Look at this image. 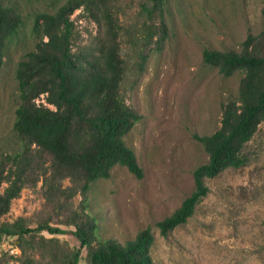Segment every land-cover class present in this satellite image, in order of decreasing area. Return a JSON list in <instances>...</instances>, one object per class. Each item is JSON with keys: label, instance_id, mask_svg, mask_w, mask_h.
Listing matches in <instances>:
<instances>
[{"label": "trees", "instance_id": "16d2710c", "mask_svg": "<svg viewBox=\"0 0 264 264\" xmlns=\"http://www.w3.org/2000/svg\"><path fill=\"white\" fill-rule=\"evenodd\" d=\"M166 2L65 0L54 13L34 17V49L15 69L18 100L12 131L18 147L0 154V243L13 239L20 255L4 253L0 264L11 259L18 264H154L149 227L124 243L101 240L98 220L87 211L86 200L91 185L108 179L115 166L125 167L138 180L143 177L124 141L140 120L126 102L124 87L168 37ZM78 9L98 28L87 46L79 45L80 33L70 20ZM21 22L16 10L0 4V69ZM202 59L224 77L241 74L237 96L221 104L220 126L196 137L207 162L193 170L194 188L180 206L155 224L162 237L193 215L208 193L205 179L246 164L243 148L264 128V31L248 34L238 51L204 49ZM41 96L46 105L36 103ZM38 183L43 198L38 215L1 221L21 190L35 191ZM65 234H71L78 247L69 248L58 239Z\"/></svg>", "mask_w": 264, "mask_h": 264}, {"label": "rangeland", "instance_id": "374dc122", "mask_svg": "<svg viewBox=\"0 0 264 264\" xmlns=\"http://www.w3.org/2000/svg\"><path fill=\"white\" fill-rule=\"evenodd\" d=\"M64 1L0 0L3 7L16 10L22 21L7 44L0 69V154L18 147L12 131L18 100L15 69L34 49V17L54 13ZM263 8L264 0H167L168 37L159 51L150 53L140 75L129 78L124 87L127 104L140 116L124 141L134 151L143 177L138 180L125 167L115 166L108 179L95 181L88 192L87 211L98 220L101 240L124 243L149 227L154 264H264L263 127L243 148L245 165L205 179L208 193L184 225L166 237L159 235L155 225L193 190L192 172L208 159L196 137L214 132L220 126L221 104L237 96L241 74L222 76L203 62L202 52L238 51L248 34L264 31ZM70 20L80 33V46L98 36L96 24L80 9ZM43 98L36 103L46 105ZM40 185L35 191L22 189L1 221L37 216L43 203ZM73 200L77 203L80 197ZM58 239L69 248L78 247L71 234ZM4 253L20 255L13 239L0 243V258ZM7 264L18 262L11 259Z\"/></svg>", "mask_w": 264, "mask_h": 264}, {"label": "built area", "instance_id": "2783aa9c", "mask_svg": "<svg viewBox=\"0 0 264 264\" xmlns=\"http://www.w3.org/2000/svg\"><path fill=\"white\" fill-rule=\"evenodd\" d=\"M11 254H13L14 253V251H12V252H10Z\"/></svg>", "mask_w": 264, "mask_h": 264}]
</instances>
